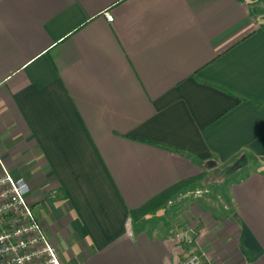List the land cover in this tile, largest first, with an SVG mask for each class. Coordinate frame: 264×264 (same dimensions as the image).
Here are the masks:
<instances>
[{"label": "crops", "instance_id": "obj_1", "mask_svg": "<svg viewBox=\"0 0 264 264\" xmlns=\"http://www.w3.org/2000/svg\"><path fill=\"white\" fill-rule=\"evenodd\" d=\"M1 167L61 264H264V0H0Z\"/></svg>", "mask_w": 264, "mask_h": 264}, {"label": "built area", "instance_id": "obj_2", "mask_svg": "<svg viewBox=\"0 0 264 264\" xmlns=\"http://www.w3.org/2000/svg\"><path fill=\"white\" fill-rule=\"evenodd\" d=\"M107 21L110 14L105 13ZM27 183L13 179L8 171L0 169V264H61L40 220L32 213L26 201ZM200 191H195L199 195ZM195 228L186 224L170 232L171 243L179 248L174 264H201L192 252L183 254L182 246L195 240ZM177 254V255H178Z\"/></svg>", "mask_w": 264, "mask_h": 264}, {"label": "rangeland", "instance_id": "obj_3", "mask_svg": "<svg viewBox=\"0 0 264 264\" xmlns=\"http://www.w3.org/2000/svg\"><path fill=\"white\" fill-rule=\"evenodd\" d=\"M241 167V164L240 163H235V165L232 167V168H234L233 170H236V169H239ZM243 167V166H242ZM223 175V174H222ZM218 177V176H217ZM219 178V177H218ZM236 178V177H235ZM210 187H212L211 185H210ZM200 195H195L194 197H199ZM194 227V226H193ZM195 228V227H194ZM52 245V244H51Z\"/></svg>", "mask_w": 264, "mask_h": 264}]
</instances>
